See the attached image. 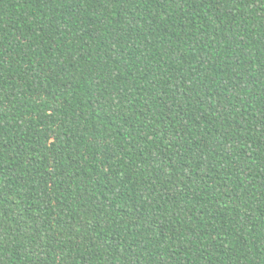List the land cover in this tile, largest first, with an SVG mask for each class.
Here are the masks:
<instances>
[{
	"label": "trees",
	"instance_id": "16d2710c",
	"mask_svg": "<svg viewBox=\"0 0 264 264\" xmlns=\"http://www.w3.org/2000/svg\"><path fill=\"white\" fill-rule=\"evenodd\" d=\"M0 264H264V0H0Z\"/></svg>",
	"mask_w": 264,
	"mask_h": 264
}]
</instances>
